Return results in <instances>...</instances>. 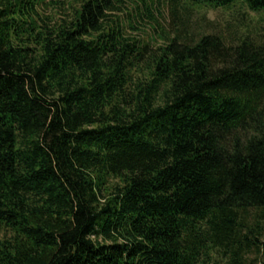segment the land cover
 <instances>
[{
    "label": "trees",
    "instance_id": "16d2710c",
    "mask_svg": "<svg viewBox=\"0 0 264 264\" xmlns=\"http://www.w3.org/2000/svg\"><path fill=\"white\" fill-rule=\"evenodd\" d=\"M45 3L0 0V264H264V44Z\"/></svg>",
    "mask_w": 264,
    "mask_h": 264
},
{
    "label": "rangeland",
    "instance_id": "374dc122",
    "mask_svg": "<svg viewBox=\"0 0 264 264\" xmlns=\"http://www.w3.org/2000/svg\"><path fill=\"white\" fill-rule=\"evenodd\" d=\"M76 1L46 0L42 11L47 15L60 11L63 15L71 12V5L75 7ZM122 19L129 36L152 48L163 44L162 33L190 44L208 35L219 36L230 47L245 39L264 44V12H251L242 4L211 10L193 7L184 0H125ZM8 236L9 231L0 226V237Z\"/></svg>",
    "mask_w": 264,
    "mask_h": 264
}]
</instances>
